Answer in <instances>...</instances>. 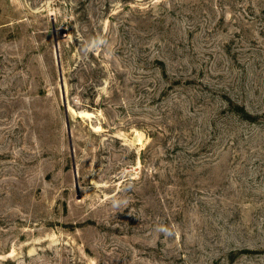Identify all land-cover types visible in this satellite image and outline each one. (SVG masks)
<instances>
[{
    "label": "rangeland",
    "instance_id": "rangeland-1",
    "mask_svg": "<svg viewBox=\"0 0 264 264\" xmlns=\"http://www.w3.org/2000/svg\"><path fill=\"white\" fill-rule=\"evenodd\" d=\"M0 264H264V0H0Z\"/></svg>",
    "mask_w": 264,
    "mask_h": 264
},
{
    "label": "water",
    "instance_id": "water-1",
    "mask_svg": "<svg viewBox=\"0 0 264 264\" xmlns=\"http://www.w3.org/2000/svg\"><path fill=\"white\" fill-rule=\"evenodd\" d=\"M55 54H56V62H57V67H58V73H59V80H60V88H61V93H62V97H63V104L66 109V97H65V89H64V83H63V76H62V67H61V61H60V54H59V47H58V43H55ZM68 126V124H67ZM68 133H69V138H70V130L68 127ZM71 147V153H73V148L72 145L70 144ZM73 171H74V177H75V186L76 188L78 187L77 184V172L75 169V166L73 165Z\"/></svg>",
    "mask_w": 264,
    "mask_h": 264
},
{
    "label": "clouds",
    "instance_id": "clouds-1",
    "mask_svg": "<svg viewBox=\"0 0 264 264\" xmlns=\"http://www.w3.org/2000/svg\"><path fill=\"white\" fill-rule=\"evenodd\" d=\"M158 233H164L165 235H170L171 232L168 228L160 225V226H157L156 229H155Z\"/></svg>",
    "mask_w": 264,
    "mask_h": 264
},
{
    "label": "trees",
    "instance_id": "trees-1",
    "mask_svg": "<svg viewBox=\"0 0 264 264\" xmlns=\"http://www.w3.org/2000/svg\"><path fill=\"white\" fill-rule=\"evenodd\" d=\"M237 108V112L239 113V114H241V116H243V118L245 117V116H247V117H245V118H252L249 114L247 115V113L245 112V110L243 109V108H239V107H236ZM245 114V115H244ZM245 120H249V121H251L252 119H245Z\"/></svg>",
    "mask_w": 264,
    "mask_h": 264
},
{
    "label": "bare ground",
    "instance_id": "bare-ground-1",
    "mask_svg": "<svg viewBox=\"0 0 264 264\" xmlns=\"http://www.w3.org/2000/svg\"><path fill=\"white\" fill-rule=\"evenodd\" d=\"M82 115L85 116V117H89V114L88 113H84Z\"/></svg>",
    "mask_w": 264,
    "mask_h": 264
}]
</instances>
